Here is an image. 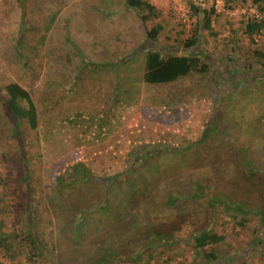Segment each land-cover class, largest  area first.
Segmentation results:
<instances>
[{"label": "trees", "instance_id": "16d2710c", "mask_svg": "<svg viewBox=\"0 0 264 264\" xmlns=\"http://www.w3.org/2000/svg\"><path fill=\"white\" fill-rule=\"evenodd\" d=\"M28 1L36 5L34 13L43 15L40 2L44 4L46 0L15 1L21 9L20 34L11 40V48L4 57L8 66L14 62L22 65V75L30 69L29 77L33 80L38 76L30 67V54L23 53V49L25 47L34 58L41 59L47 36L55 28L61 10L73 0H54L58 8L53 12L49 10L43 33L37 36L39 41L33 46L28 45L27 34L40 30L26 23L25 4ZM247 1L257 12L249 18L243 35L250 39L246 53L250 60L244 62V70L238 73L240 79L232 86L233 92L223 96V91L221 100L230 99L238 91H241L239 95L251 93L259 83L257 93L262 94L264 89V0H225L224 9L234 10L239 2L244 4ZM120 2L124 10L134 12L146 38L139 49L144 55L138 83L167 85L212 71L213 86L217 85L219 74L211 64V60L217 58L200 47L205 41L203 30L209 31L211 37L215 35L212 25L214 9H203L189 2L191 17L197 18L194 38L184 43L185 52L178 55L179 48L175 46L156 48L164 31V26L156 22L160 16L156 6L148 0ZM102 3H113V0H102ZM114 14L104 13L103 17L111 18ZM0 26L4 24L0 22ZM64 29V44L73 46L70 20H66ZM240 40V35L232 32V51H240ZM73 53L82 62L80 51L74 50ZM72 60L70 56L66 62L72 65ZM22 81L9 80L0 88V130L7 131V137H4L13 152L2 166L4 171L0 178V253L25 256L27 264H186L176 262L179 257L185 258L189 264H251L249 256L257 251L259 260L256 261L263 263L264 162H252L253 158L247 152L249 146L258 145L262 150L260 157L264 158L263 94L260 99L253 100L262 113L252 118H257L256 124L251 120L245 125L247 130L256 126L249 136L241 134V120L238 122L223 113L220 116L224 126L220 124V127L226 132L224 142L210 134V127L206 126L200 138L186 146L133 149L129 154L131 162L124 169L107 173L100 170L98 173L92 171V164L77 162L55 178L50 190L38 192L35 190L32 149L39 146L42 136L49 131L50 121L42 116L45 111L37 107L32 92ZM74 86L72 82L69 87L72 90ZM115 87L113 103L119 101L117 98L121 94L119 86ZM199 95L193 99L205 96L203 93ZM162 106L171 111L169 102ZM68 123L72 126L74 119H69ZM232 130L237 134L233 135ZM240 137L247 143L237 144V147L234 144ZM35 157L40 163L39 151ZM99 159L95 158L94 163ZM20 175L24 177L23 184L19 181ZM38 193H41V199H38ZM9 197L13 201L7 203ZM35 200L46 202L54 215L55 237L52 240L38 231V219L32 207ZM5 206L9 207V212ZM194 206H199L200 210ZM231 222H235L233 226L237 234L250 230L251 237L243 251H230L233 247L228 242L230 237L226 227ZM8 223L23 224V231L9 229ZM50 255L53 256L49 260Z\"/></svg>", "mask_w": 264, "mask_h": 264}, {"label": "rangeland", "instance_id": "374dc122", "mask_svg": "<svg viewBox=\"0 0 264 264\" xmlns=\"http://www.w3.org/2000/svg\"><path fill=\"white\" fill-rule=\"evenodd\" d=\"M15 1L0 0V22L4 24L0 26V88L9 80H23L24 87L32 92L37 107L46 112L42 116L50 121L49 131L42 136L39 146L32 149L36 191L50 190L55 178L77 162L92 164V171L98 173H101L100 170L107 173L124 169L131 162L129 154L133 149L162 145L186 146L198 140L206 126L210 127V134L218 136V140L224 142L226 132L220 127V124L224 126L220 116L223 113L238 122L241 120L242 135L249 136L251 129L256 127L253 125L247 130L245 125H249L251 120V123L256 124L257 118H252L255 114L262 113L253 102L260 99L262 94L264 97V89L262 94L257 93L260 83L252 88L251 93L239 95L241 91H238L235 94L237 97L232 95L228 100H221L223 91V96L231 93L232 86L240 79L238 73L244 70V62L250 60L247 58L249 54H246L250 39L243 35L249 18L257 15V12L249 1L244 4L239 2L234 10H225V0H148L160 12L156 22L164 26L156 48L175 46L179 48L178 55L185 52L184 43L194 38L193 30L197 18L191 17L189 2L192 1L203 9L216 11L212 16L215 35L211 37L209 31L203 30L205 41L200 46L203 51L218 59V62L217 59L211 60L213 69L219 74L216 86H213L215 82L212 71L202 76L178 79L167 85L138 83L137 79L142 75L144 55L139 49L145 44L146 38L139 19L133 11L124 10L120 0H113V3H102V0L70 1L61 10L55 28L47 36L41 59L34 58L25 47L23 49V53L30 54V67L34 69V75L38 76L31 80L30 69L22 75V65L14 62L8 66L4 57L5 52L11 48V40L20 34L21 9ZM40 5L45 11H42L43 15L34 13L36 5L33 2L28 1L25 4L27 25L40 30L38 33L32 30L27 34V43L30 46L39 41L37 36L43 33V23L48 19L49 10L53 12L58 8L54 0H46L44 4L40 2ZM109 12L115 14L104 19L103 14ZM66 20H70L73 46L64 44ZM232 32L240 35L242 48L239 52L231 49ZM74 50L80 51L83 65L81 59L74 56ZM70 56L73 58L72 65L66 62ZM226 72L234 73V78L229 73L226 76ZM51 82L57 85L53 86ZM72 82L75 86L71 90L69 86ZM115 86L121 89L117 103H113ZM202 93L205 95L202 99H193ZM165 102H169L171 111L163 108ZM185 102L188 103L184 104ZM69 119H74L72 126L68 123ZM231 132L233 135L237 134L234 130ZM4 136L7 137V131L0 130V178L4 171L3 164L13 154L11 145ZM245 143L247 140L240 137L234 145ZM247 150L253 158L252 162H264L260 161L264 158L260 157L262 150L258 145H251ZM38 151L41 156L40 163L35 157ZM95 158L100 159L94 163ZM19 181L24 183L22 175L19 176ZM37 197L41 199V193ZM10 201L13 198L6 200L7 203ZM45 203L35 200L32 207L38 219V231L48 240H52L55 237V219ZM198 207L194 206L200 210ZM233 225L235 222L226 227L230 237L228 242L233 247L230 251H243L248 246L250 230L237 234ZM22 227L23 224L15 226L8 223L11 230L15 228L20 232L23 231ZM183 255L186 257V254ZM52 256L46 258L50 260ZM258 256L257 251H253L249 262L259 264L256 261L259 260ZM182 259L185 258L179 257L176 262L190 263ZM261 261L264 264V259ZM0 263L27 264L25 256L11 253H0Z\"/></svg>", "mask_w": 264, "mask_h": 264}, {"label": "built area", "instance_id": "2783aa9c", "mask_svg": "<svg viewBox=\"0 0 264 264\" xmlns=\"http://www.w3.org/2000/svg\"><path fill=\"white\" fill-rule=\"evenodd\" d=\"M152 5H154V4H152ZM155 6V5H154Z\"/></svg>", "mask_w": 264, "mask_h": 264}]
</instances>
